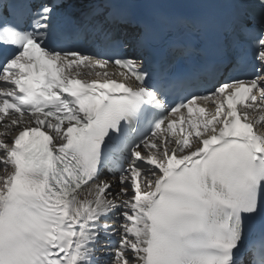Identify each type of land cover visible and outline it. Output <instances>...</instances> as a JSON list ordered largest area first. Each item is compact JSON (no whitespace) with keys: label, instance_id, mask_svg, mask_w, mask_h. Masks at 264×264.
I'll use <instances>...</instances> for the list:
<instances>
[{"label":"snow or ice","instance_id":"6c2138e0","mask_svg":"<svg viewBox=\"0 0 264 264\" xmlns=\"http://www.w3.org/2000/svg\"><path fill=\"white\" fill-rule=\"evenodd\" d=\"M225 6L229 46L171 71L0 0V264H264V0Z\"/></svg>","mask_w":264,"mask_h":264},{"label":"bare ground","instance_id":"6f19581e","mask_svg":"<svg viewBox=\"0 0 264 264\" xmlns=\"http://www.w3.org/2000/svg\"><path fill=\"white\" fill-rule=\"evenodd\" d=\"M88 78H90V77H88Z\"/></svg>","mask_w":264,"mask_h":264}]
</instances>
